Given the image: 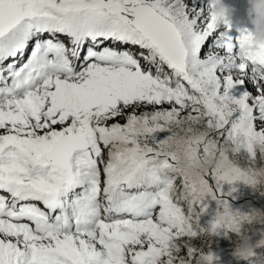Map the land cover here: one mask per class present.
<instances>
[{"label":"snow or ice","instance_id":"snow-or-ice-1","mask_svg":"<svg viewBox=\"0 0 264 264\" xmlns=\"http://www.w3.org/2000/svg\"><path fill=\"white\" fill-rule=\"evenodd\" d=\"M211 7L0 0V264H213L252 222L217 194L264 187V50Z\"/></svg>","mask_w":264,"mask_h":264},{"label":"trees","instance_id":"trees-1","mask_svg":"<svg viewBox=\"0 0 264 264\" xmlns=\"http://www.w3.org/2000/svg\"><path fill=\"white\" fill-rule=\"evenodd\" d=\"M233 0H224V3L231 2ZM236 13H233L231 18L228 20L231 28L236 26L239 29H243L244 23L246 21V17L241 15L239 9V5L242 0H234ZM191 7L192 2H185ZM164 107H167L165 105ZM123 122V121H121ZM164 134H161L163 136ZM239 161L243 163V158H239ZM220 186H230V188L238 193H243L246 197L244 199L233 201L225 195H219L218 199H226L229 203L231 210L234 213L240 214H249L252 209H261L264 210V187H261L258 190L253 189L249 185H242L239 181L234 182L229 185L227 183H223ZM202 204H206V208L204 210V214L199 217V225L207 230L215 216L218 212L222 211L221 206L217 203L216 200L211 198H206ZM186 207V206H185ZM245 227H248L247 225ZM254 228L264 230V226L254 225ZM237 235L234 233H227L223 230L216 232L215 234H210L208 236H201L197 239H194L191 243L197 248H203L204 250L210 251V247L214 249L215 252L221 255L219 259L213 260V264H249L248 260L241 259L235 254V245L237 243ZM259 240V237H254V244ZM234 251V253H233ZM183 254V253H182ZM254 254L259 256H264V245L257 244L254 248Z\"/></svg>","mask_w":264,"mask_h":264},{"label":"clouds","instance_id":"clouds-1","mask_svg":"<svg viewBox=\"0 0 264 264\" xmlns=\"http://www.w3.org/2000/svg\"><path fill=\"white\" fill-rule=\"evenodd\" d=\"M211 12L218 18L219 22L229 20L235 9L231 5L225 4L224 0H210ZM247 23L251 26L248 30V39L244 45V51L248 54H256L264 50V0H247L246 8ZM214 166L211 160H202L199 167L207 169ZM251 223L243 226L242 234L238 235L235 245V254L248 260L249 264H264V256L254 254V248L259 244L260 239H264L262 230L256 229L254 225L264 226V210L252 209L250 211ZM254 237L259 240L254 244ZM218 254V253H217Z\"/></svg>","mask_w":264,"mask_h":264},{"label":"bare ground","instance_id":"bare-ground-1","mask_svg":"<svg viewBox=\"0 0 264 264\" xmlns=\"http://www.w3.org/2000/svg\"><path fill=\"white\" fill-rule=\"evenodd\" d=\"M241 4H245V0H243V1L241 2ZM202 214H204V212H202ZM209 249H210V252L212 253V255H213V257H214V260H215V259H219V258L221 257V255H220V254H217V252H215L214 249H213L212 247H210ZM204 251L208 252V250H204ZM233 253H234V251H233Z\"/></svg>","mask_w":264,"mask_h":264},{"label":"rangeland","instance_id":"rangeland-1","mask_svg":"<svg viewBox=\"0 0 264 264\" xmlns=\"http://www.w3.org/2000/svg\"><path fill=\"white\" fill-rule=\"evenodd\" d=\"M240 184H242V185H246V184H244L243 182H239ZM201 215H203L202 213H201Z\"/></svg>","mask_w":264,"mask_h":264}]
</instances>
